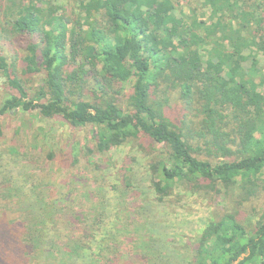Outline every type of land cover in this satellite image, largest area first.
I'll use <instances>...</instances> for the list:
<instances>
[{
    "label": "trees",
    "instance_id": "1",
    "mask_svg": "<svg viewBox=\"0 0 264 264\" xmlns=\"http://www.w3.org/2000/svg\"><path fill=\"white\" fill-rule=\"evenodd\" d=\"M71 1L66 12L63 0H0V47L19 37L28 41L18 65L0 52V71L14 91L0 116L35 110L71 127H93L88 151L104 154L131 143L152 154L160 200L176 183L223 193L221 210L194 244L185 243L193 248L190 264H264V73L255 69L264 63L260 4L203 0L208 23L194 7L176 11L178 0ZM39 74L34 86L30 78ZM125 83L130 91L122 93V108ZM174 95L191 117L180 125L167 114ZM156 145L167 149L159 160ZM203 151L208 159L197 157ZM53 218L68 231L85 221L61 210ZM39 232L28 233L0 204V264H29L41 252ZM100 258L101 264H135L142 257Z\"/></svg>",
    "mask_w": 264,
    "mask_h": 264
},
{
    "label": "rangeland",
    "instance_id": "2",
    "mask_svg": "<svg viewBox=\"0 0 264 264\" xmlns=\"http://www.w3.org/2000/svg\"><path fill=\"white\" fill-rule=\"evenodd\" d=\"M252 1L260 4L264 16V0ZM63 2L70 12L73 2ZM189 7L197 9L200 19L211 22L203 0H178L176 11L187 12ZM27 43L24 37L8 40L0 52L7 62L18 65ZM261 62L255 69L264 73ZM244 66L248 69L250 61ZM260 73L253 75L255 80ZM18 74L24 79L19 70ZM40 79L39 74L30 81L36 86ZM124 86L119 96L122 108L126 105L122 93L130 91L129 83ZM13 93L0 71V106ZM167 114L178 125L191 118L175 95L168 102ZM0 130V204L28 233L32 228L40 230L41 252L35 250L28 257L29 264H101L102 255L111 260L114 252L140 255L135 264H190L193 248L185 243L194 244L212 214L224 205L223 193H209L193 183H176L167 196L158 199L150 171L153 155L131 143L104 154L88 151L93 148L91 126L71 127L42 118L35 110L16 109L0 116ZM149 148L153 147L146 144ZM154 149L158 160L167 153L163 145ZM197 157L208 159L204 151ZM57 210L82 214L85 221L79 227L84 225V229H63L61 219L53 218Z\"/></svg>",
    "mask_w": 264,
    "mask_h": 264
}]
</instances>
